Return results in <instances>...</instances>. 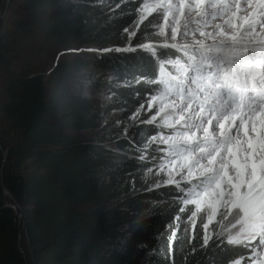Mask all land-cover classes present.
Masks as SVG:
<instances>
[{"label": "trees", "instance_id": "16d2710c", "mask_svg": "<svg viewBox=\"0 0 264 264\" xmlns=\"http://www.w3.org/2000/svg\"><path fill=\"white\" fill-rule=\"evenodd\" d=\"M140 9V0H9L7 7L0 0V147L6 154L3 159L0 149V264H28L26 248L33 264L245 259V245L226 246L217 235L206 243L191 232L181 236L184 214L174 188H154L146 161L130 154L153 125H136L131 141L89 135L96 127L87 116L91 103L68 92L88 62L121 81L113 87L117 108L132 107L152 91V84L137 81L154 79L157 62L146 53L122 66L68 51L120 41L136 22L138 32L147 29L150 20ZM1 183L17 200L21 219ZM163 250L165 256L156 253Z\"/></svg>", "mask_w": 264, "mask_h": 264}, {"label": "rangeland", "instance_id": "374dc122", "mask_svg": "<svg viewBox=\"0 0 264 264\" xmlns=\"http://www.w3.org/2000/svg\"><path fill=\"white\" fill-rule=\"evenodd\" d=\"M260 1L261 0H213L216 4V8H211L208 0H205L202 4H198L196 0H186L183 6H180L179 0H171L172 7L169 8V0H140L141 9L139 13L142 15L141 18H148L150 20L147 29L138 32L136 22L135 25L129 27L127 34L123 36L120 41L99 42L87 47H78L68 50L70 51L69 53L76 51L80 55L88 58H106L109 61L114 60L117 65L122 66H126L125 64H127L133 56L139 58V54L141 55V52H143L146 54L142 56L153 58L165 69V73L161 74L158 78H156L154 73L155 79L151 76L137 78L138 82L152 84L153 86H151L152 91L150 93H144L132 107L120 109L114 105V103L118 101L114 100L113 87L122 85L121 81L116 79L109 70L95 67V65L90 62L80 67V71L71 78L68 85V92L71 95L77 94L78 96L84 97L91 103L92 112L88 113L87 116L92 118L96 127L86 131L89 135L95 137L105 135V138L113 137L131 141L132 131L136 125L141 123L153 125V131L145 135L143 141L138 145V148L130 152V154L140 160L146 161L144 173L147 175V178L154 188H174V192L176 193L174 197L176 205L184 209V217L178 218L177 229L181 236H185L187 233L191 232L196 238H199L201 241H206L210 236L217 235L227 242L229 239L233 241L238 239L243 240L247 231L246 225L243 231L241 230L242 226L239 224H237L235 228L233 227V224L236 222L232 220L228 212L231 205H225L223 198L224 193L228 191L226 187L221 185L220 189H216L213 185V187L207 188V194H205L204 189H197L196 191L199 192L200 195H185V193L181 192V189H184L186 192L188 188L198 182L195 178L199 175V170L193 169L192 174L188 175L185 169V174L181 175L184 159L169 157L165 153L158 151L160 148H167V145L159 143L160 136L163 135L167 137L172 135V130L164 127V125L166 123L175 124L176 120L180 119L179 114L173 115L174 97L172 93L175 92V81L171 78L176 77L179 79L181 73L173 67L171 62L179 60L180 63L187 64V57L181 49L183 45L194 42L193 33L190 32L187 36L181 34L183 32L188 5L192 7L190 18L193 21L200 20V17L197 16L196 13L203 9H207L209 12H216L215 18L211 15L208 17L207 26L201 23L199 31L194 33L196 39L210 44L214 38L219 39L220 35L225 33L228 36H244L245 40L252 38L258 40L259 36H264V22H261ZM222 3L225 6L224 10H220ZM158 5H163L159 14H157L156 11ZM176 7H181V12L174 16L173 12ZM165 16H167V19H165ZM253 20L258 22L254 25L255 30L245 35L244 29L247 28L248 24ZM170 25H174L177 28L175 40L169 38ZM216 25H220V28H217ZM228 25H231L232 31H229ZM188 27L191 30L195 29L197 25L195 22H192L189 23ZM133 32L136 34L132 35L131 33ZM200 32H204L205 35L201 36ZM208 33H212V37H209L207 35ZM172 44H175L176 47H164V45ZM145 45H150L151 47H144ZM116 48H120L121 51L112 50ZM197 58L199 57L197 56ZM56 59L57 58H55V62ZM175 100L179 102L180 98L175 97ZM149 105H151V110H149ZM161 108H163L164 111H160ZM165 113H167V121L163 119ZM189 114L190 110L189 113H184L183 115L187 116ZM153 117L156 118L155 121H153ZM176 128L179 130V125H176ZM250 128L251 126L247 127L246 131L254 135L255 133L251 132ZM243 129L244 128H241L239 133H243ZM209 132H211V126H209ZM153 136H157V141L152 140ZM116 150L126 152L125 149L123 150L118 147ZM242 151L244 150H240V155L244 153H241ZM162 155L164 156L163 160L160 159ZM141 157H144V159H141ZM153 157L156 158L155 163L153 162ZM251 162L252 161L249 160V163ZM229 175L232 176L233 174L230 172ZM242 179H244V177H242ZM190 180L193 181V184L188 183ZM169 181L172 182L169 183ZM237 191H239V189H237ZM184 200H189V203H184ZM192 201H195V203ZM210 205L214 206V210ZM87 207H93V205L90 203L83 206V208ZM225 216H227V219L224 218ZM205 225H207V227H205ZM21 239L25 241V237L22 233ZM259 239L260 238L257 237V240ZM257 240L249 238L245 242L244 245L247 247L248 252L242 264H264V246L258 244ZM167 243L169 245L167 250L170 251L173 239L171 238ZM140 246L142 251L145 252L144 246ZM26 250L28 264H33L30 260L29 249L26 248ZM160 250H162V248ZM156 253L165 256V250ZM150 254H152L151 251L148 252L146 256ZM143 264L153 263L146 257Z\"/></svg>", "mask_w": 264, "mask_h": 264}, {"label": "snow or ice", "instance_id": "6c2138e0", "mask_svg": "<svg viewBox=\"0 0 264 264\" xmlns=\"http://www.w3.org/2000/svg\"><path fill=\"white\" fill-rule=\"evenodd\" d=\"M137 2L139 3V0ZM185 2L186 0H179L180 6ZM196 2L202 4L205 0ZM208 3L211 8H216L213 0H208ZM168 7H172L171 0ZM161 8L163 5L157 6V14ZM224 8L222 3L220 10ZM180 12L181 7H176L173 15ZM191 13L192 7L188 5L181 33L185 36L193 33L194 42L183 45L181 49L188 62H171L181 73L179 79L171 78L175 81V92L172 93L173 115L179 114L180 119L176 120L175 124L164 125L172 130V135L160 136L159 143L167 145V148H160L158 151L169 157L184 159L181 175L185 174V169L188 175L192 174L193 169L199 170V175L195 178L198 182L193 184L190 180L188 183L193 186L186 192L181 189L185 195L198 196L200 193L197 189H204L207 194V188L213 185L216 189H220L221 185L228 189L223 198L225 205H231L228 212L236 222L233 227L239 224L243 231L246 225L247 231L243 240L229 239L226 246L244 245L249 238L257 240V237L260 238L257 243L264 246V39L245 40L244 36H228L225 33L221 34L219 39L214 38L212 43H205L196 39L194 33L199 31L201 23L207 26L208 17L211 15L215 18L216 12H209L207 9L197 12L199 21H193L190 18ZM192 22H195L197 27L190 30L188 25ZM261 22H264V0H261ZM256 23L258 22L255 20L250 22L244 29V34L254 31ZM216 27L220 28V25ZM227 27L232 31L231 25ZM125 32H128V29H125ZM200 35L204 36L205 33L200 32ZM207 35L212 37L213 34ZM176 36L177 28L170 25L169 38L175 40ZM164 47L175 48L176 45ZM112 50L121 51L120 48ZM175 97L180 98L179 102H176ZM189 110V115H183L189 113ZM160 111L164 109L161 108ZM256 116L260 117L259 121L254 120ZM155 119L153 117V121ZM163 119L167 121V113ZM246 121L251 122L250 131L253 133L256 132V123L261 124L255 144L248 133H245V141L240 140L239 132ZM176 125H179V130ZM152 140L157 141V136H153ZM241 148L245 154L250 152L255 157L251 163L248 155L236 159ZM160 159L163 160L164 156ZM155 160L153 157L154 163ZM257 161L260 162L259 173ZM230 172L232 176L229 175ZM184 203H189V200H184ZM210 207L214 210L213 205ZM180 211L183 212L184 209ZM224 218L227 219V216Z\"/></svg>", "mask_w": 264, "mask_h": 264}, {"label": "bare ground", "instance_id": "6f19581e", "mask_svg": "<svg viewBox=\"0 0 264 264\" xmlns=\"http://www.w3.org/2000/svg\"><path fill=\"white\" fill-rule=\"evenodd\" d=\"M261 2V1H260ZM259 4H261V3H259ZM259 119H260V117L259 116H256V117H254V120H256V121H259ZM249 126H251V122H249V121H246L245 122V124H244V132L243 133H239V137H240V140L241 141H245V139H246V137H244V135H245V133H248V135L250 136V137H252V142L255 144L256 143V136H258L259 134H260V129H261V124L260 123H256V132H255V134L254 135H251L249 132H247L246 130H247V127H249ZM241 149H243V148H241ZM244 151H242L241 153H243ZM243 155H248L249 156V160H253V159H255V157L254 156H252L251 155V153L249 152V153H247V154H241V155H239V156H237L236 157V159H240V156H243ZM257 163V172L259 173V167H260V162L259 161H257L256 162Z\"/></svg>", "mask_w": 264, "mask_h": 264}, {"label": "water", "instance_id": "95a60500", "mask_svg": "<svg viewBox=\"0 0 264 264\" xmlns=\"http://www.w3.org/2000/svg\"><path fill=\"white\" fill-rule=\"evenodd\" d=\"M8 2H9V0H6V7H7V5H8ZM0 18H1V16H0ZM0 149H1V147H0ZM2 150V149H1ZM2 152V156H3V159H5V152L2 150L1 151ZM1 185H2V191H3V193L10 199V201H11V207L13 208V209H19V211H18V214H17V216H18V218H21L22 217V210L19 208V204H18V202H17V200L12 196V194L7 190V188L4 186V184L3 183H1Z\"/></svg>", "mask_w": 264, "mask_h": 264}, {"label": "clouds", "instance_id": "9594fccd", "mask_svg": "<svg viewBox=\"0 0 264 264\" xmlns=\"http://www.w3.org/2000/svg\"><path fill=\"white\" fill-rule=\"evenodd\" d=\"M158 68H159V63L157 62V69H156V71H155V76H157ZM154 79H155V77H154Z\"/></svg>", "mask_w": 264, "mask_h": 264}]
</instances>
